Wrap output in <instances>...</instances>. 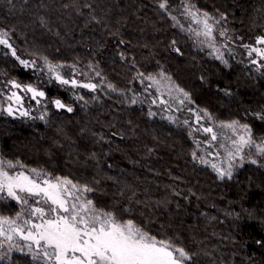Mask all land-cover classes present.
<instances>
[{"label":"trees","instance_id":"trees-1","mask_svg":"<svg viewBox=\"0 0 264 264\" xmlns=\"http://www.w3.org/2000/svg\"><path fill=\"white\" fill-rule=\"evenodd\" d=\"M66 2L28 0L24 4L14 0L13 9L0 0V29L11 33L23 53L65 64L95 62L108 40L124 39L123 50L135 60L137 69L154 73L162 66L175 84L190 94L195 106L220 121L246 120L257 136H264V123L245 117L246 112L264 106V77L252 81L231 61L224 67L193 50L159 9L160 0H81L93 8H83L79 15L71 8L64 9ZM192 2L202 10L225 12L228 25L241 34L264 33V0ZM41 4L44 7H39ZM90 12L104 17L105 22L88 23ZM39 16L48 20L47 27L40 26ZM173 40L182 55L173 51ZM100 68L121 90L128 89L135 73L111 56L102 57ZM2 74L22 83L35 82L9 56H0ZM224 89L232 94L225 95ZM44 91L49 98L74 103L56 85ZM81 95L90 99L87 105L72 113L48 107L44 123L0 116V154L54 175L99 180L101 192L93 196L100 204L131 208L125 218L131 216L154 235L178 236L190 250L200 253L196 264H264V247L256 244L264 239L262 172L246 164L232 180L221 181L193 161L194 145L185 133L163 120L148 119L144 109L124 105L116 94L98 99ZM101 134L107 142H96ZM93 152L96 158L90 159ZM17 210L0 202V215H14ZM0 264H30V260L14 254Z\"/></svg>","mask_w":264,"mask_h":264},{"label":"snow or ice","instance_id":"snow-or-ice-1","mask_svg":"<svg viewBox=\"0 0 264 264\" xmlns=\"http://www.w3.org/2000/svg\"><path fill=\"white\" fill-rule=\"evenodd\" d=\"M6 3L15 8L14 0H6ZM23 3L27 4L28 0H23ZM62 7L71 8L79 15L83 8L91 9L93 5L81 3V0H68ZM158 7L165 12H170L171 9L169 0H160ZM178 9L179 15L188 24L186 27L177 15H171L173 27L188 32L198 44L210 49V54H214L215 59L228 66L229 60L225 58V51L222 49L229 56H233L235 53L230 45L239 40V47L245 50L250 63L255 65V70H264V34L255 37V45L244 43V37L234 35L228 27V15L220 9L210 13L197 7L192 0H180ZM104 16H107V12ZM38 19L41 27L48 26V20L44 16H39ZM92 21L97 24L105 22L104 17H97L90 12L88 23ZM118 32L119 29L112 34L116 35ZM125 43L124 39L117 42L121 61L128 59L126 51L120 49ZM176 43L175 40L171 41L173 51L182 55L181 50L175 47ZM0 46L8 50L4 55L10 54L21 68L40 76L38 84L21 83L16 79L0 81L7 89L0 90V98L4 101L0 103V113H6L9 117L46 121L48 103L57 110L73 112V107L69 104L59 98L50 99L46 95L41 87L45 78L48 82L55 81L71 89L83 88L95 93L100 88L109 94L115 93L118 97L130 100L133 105L140 102L135 94L127 96L126 92L131 89L121 90L107 81L97 70L98 64L87 65L95 73V77L99 78L92 82L88 73L77 70L76 63H56L47 56L37 59L22 58L11 42V33L4 29H0ZM130 63L135 70L133 79H139L141 83L148 81L147 88L156 86L160 95L151 101L153 105L159 99V104L165 105V112L187 110L194 117L195 126L187 118L180 120L179 117L171 115L167 117L169 122H179L189 127V135L199 132L209 137L205 141L194 140L197 145V151L191 153L194 161L210 165L221 181L232 180L234 172L246 164L264 169V136H257L251 123L241 119L220 121L206 109H185L182 106L192 103L190 94L176 85L171 76L163 70L155 75L142 72L136 68L134 59ZM65 68L72 70L70 75L64 74ZM77 75L84 76L85 81L76 79ZM161 88L166 89L168 99L162 98L165 93L161 92ZM223 91L225 95L232 94L227 89ZM26 99L34 101L36 107L26 105ZM76 99L88 103L82 95ZM169 101L179 106L173 108ZM38 110L40 114L33 115ZM148 115L155 116L156 113L150 109ZM249 116L264 123V106L257 111L246 112L245 117ZM203 121L208 123H202ZM84 131L82 130V134ZM92 135L95 136L96 133ZM96 142H107L106 137L101 134ZM202 144L206 145V155L212 157V160L198 155V151H203L200 147ZM148 151L150 154L152 150ZM89 158L95 159L96 153L93 152ZM99 183L95 179L76 180L69 176L54 175L44 168L29 167L21 160L6 159L0 154V202L10 200L18 206L14 215H0V261H10L12 253L18 252L28 257L30 264H196L195 258L200 253L190 250L179 241L178 236L163 233L160 236L154 235L131 216L125 218L124 214L131 213V208L117 209L115 204H100L98 197L93 196L94 193L101 192L97 187ZM174 194L181 195L180 192ZM131 199L130 197V202ZM256 244L264 247V239H258ZM204 255L208 253L205 252Z\"/></svg>","mask_w":264,"mask_h":264},{"label":"rangeland","instance_id":"rangeland-1","mask_svg":"<svg viewBox=\"0 0 264 264\" xmlns=\"http://www.w3.org/2000/svg\"><path fill=\"white\" fill-rule=\"evenodd\" d=\"M169 4L171 6L170 12H165L163 10H161V11L164 12L166 14V16L168 17V19L170 20L171 25H172V28L176 32H178L179 34H181V35H183V36H185L187 38L188 43L190 44V46H191V48L193 50H195V51L203 54L208 59H211V60H214V61L219 62L222 66L226 67L220 60L215 59V55L214 54H210V49H208L207 47H203L200 44H198L195 41V38L193 36H191L188 32L181 31L179 27H173V23L174 22L170 18L171 15H177L178 18L181 20L182 23L185 24L186 27H187L188 22L185 21L184 18L179 15L178 5L180 4V0H169ZM208 12L214 13L213 11H208ZM193 27H195V25H193ZM228 27L232 30V32H233L234 35H236V36H243L244 37V40H243L244 43H251V44L255 45V37L256 36L254 34H251L248 37L245 34H241L242 32H239V30L237 31V30L231 28L229 25H228ZM257 35H262V34H257ZM115 41L108 40L105 43V46L103 48L102 54H100V57H97V58L94 59V60L97 59L95 62H93V61L92 62H87L84 65L77 64V70L78 71H83L85 73H88V77L92 79V82H96L97 80H99V78L98 77H95V73L91 69H89L87 67V65L89 63L98 64L99 67H98L97 70H99L103 74V72H102V70L100 68V62H101L102 57L111 56L116 61L121 62V63L123 62L125 65L131 66V63H130L131 60L129 58L127 60H125V61H121L120 60V57H119L118 51H117V42H115ZM11 42L18 49V53L17 54L18 55H21L22 58H24V59H37L38 57H40V56H34V55H27V54L23 53L16 46L15 40L12 37H11ZM240 43H241V41L236 40L232 45H230V47L233 48L234 53H235L233 56H229L228 53H227V51L224 50V49H222V51H225V58L228 59L229 61H231L232 63H234L236 66H238L244 72V74L248 78H250L252 81H256L257 79L263 78L264 77V70H262L261 72H257L255 70V65H252L250 63L249 58L247 57L245 50L243 48L239 47V44ZM256 46L257 47H260L259 45H256ZM123 47H124V45L120 46V49L123 50ZM7 51L8 50L5 49V48H3V46H0V56H3V57L4 56H9L11 59H13V61L16 63L17 67L21 71L26 72V73L30 74L33 77V79L35 81L34 84L40 83V76L38 74L33 73L31 70H25V69L21 68L19 66L18 62L14 58H12L10 54L9 55H4V53H6ZM262 63H264V61H262ZM66 65H70V64H66ZM161 70H163L164 72H166L164 70V68L162 66H160L159 69L156 72L150 73V74L155 75V74L159 73ZM63 71H64V74L65 75H70L71 72H72V70L69 69V68H65ZM133 77H135V73H134V76ZM75 78L78 79V80H80V81H85V77L84 76H81V75H77ZM9 79H11V78H7V77L3 76V74L0 75V81H6V80H9ZM106 80H107V78H106ZM147 84H148V81H146V80L143 83H141L139 81V79H133L132 78V81H131V83L128 86V89H131V91H127L126 94H127L128 97H131L133 94H135L139 98V101L140 102H138L137 104L133 105V104L130 103V100H125V99L122 98L123 104L124 105H127V106H136V107H138L140 109H144L146 111V117L148 119H150V120H155V119L163 120V121L167 122L168 124H170L171 126H173L174 128L178 129L179 131L185 133L186 136H188V138L190 139V141L194 145V150L193 151H197V145H196V143H194V140L205 141V140H208L209 137L207 135L202 134V133H199V132H194V133H192V135H189V131H190L189 127L184 126V125L180 124L179 122L178 123H175V124L169 122V120L167 119V117L169 115H171V116H174V117H179L180 120H183V119L187 118V119L190 120V123L193 126H195L194 117H192L191 113H189L187 110L178 111V112L177 111L165 112V111H163L165 105H160L159 104V99H157V104L156 105H153L151 103V101L153 99H156L160 94L157 92V88H156L155 85H153V87H151V88H147ZM53 85L58 86L62 91L68 93L74 99V103H72L70 105V106L73 107V109L76 108V107H82V106L87 105V104L84 103V101H78L76 99V97L79 96V95H81L82 93L88 95L91 99H93V97H98V98L99 97H101V98L104 97L105 98L106 95L108 94L105 90L100 89V88H98L95 93L90 92L87 89H83V88L71 89V88H68L67 86H61L58 83H56L55 81L48 82L46 78L44 80V83L41 84V87L43 88V90H45V89H47V88H49V87H51ZM0 90L7 91V89L4 87V84L3 83H0ZM161 92H164L165 93L162 98L163 99H168V95H167L166 89L161 88ZM112 94H115V93H112ZM173 95H176V94L173 93ZM50 99H56V97H51ZM85 100L89 101L90 99H86L85 98ZM0 103H4V101H3L2 98H0ZM25 103H26V105L27 104H31L33 107H36L34 101H30V100L26 99ZM169 103H172L173 108H176V107L179 106L177 103H173L172 101H169ZM48 107H51L53 110H56V111H59V112L60 111H63V110H57V109H55L51 105V103H48ZM182 107H184L185 109H187V108L200 109L197 106H195L193 103L186 104L185 106H182ZM150 109H151V111H153V112L156 113L155 116H149L148 115V112H149ZM39 114H40V110L33 112V115H39ZM0 116H3V117H5V118H7L9 120H18V121H23L25 123H44V122H46V121H41L39 119H36V120H29V119H25V118L14 119L13 117L7 116L6 113H0ZM202 123H208V122L207 121H203ZM218 132H219V130H218ZM200 147H201V149H203V151H198V155H204L205 156V159L212 160V157L206 155V152L208 151V149L206 148V145H203L202 144ZM191 157H192V155H191ZM194 162L198 166L207 168L208 170H210L211 172H213L214 174H216L212 170V168L210 167V165L201 164L198 160H196ZM252 166H254V165H252ZM254 167L256 168V166H254ZM258 170L264 174V169H258ZM237 171L238 170H236L234 172V174ZM5 203L12 204V205L16 206L17 209H18V206L15 204L14 201H10L9 200V201H6ZM14 254L21 255L18 252H13L12 255H14ZM0 262H7V261H0Z\"/></svg>","mask_w":264,"mask_h":264}]
</instances>
